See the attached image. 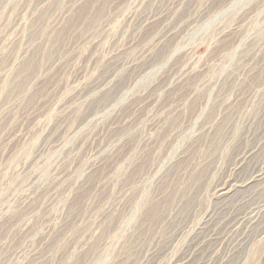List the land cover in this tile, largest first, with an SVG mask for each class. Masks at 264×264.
Returning a JSON list of instances; mask_svg holds the SVG:
<instances>
[{
    "label": "rangeland",
    "instance_id": "1",
    "mask_svg": "<svg viewBox=\"0 0 264 264\" xmlns=\"http://www.w3.org/2000/svg\"><path fill=\"white\" fill-rule=\"evenodd\" d=\"M0 264H264V0H0Z\"/></svg>",
    "mask_w": 264,
    "mask_h": 264
},
{
    "label": "bare ground",
    "instance_id": "2",
    "mask_svg": "<svg viewBox=\"0 0 264 264\" xmlns=\"http://www.w3.org/2000/svg\"><path fill=\"white\" fill-rule=\"evenodd\" d=\"M96 86V85H95ZM98 86V85H97Z\"/></svg>",
    "mask_w": 264,
    "mask_h": 264
}]
</instances>
